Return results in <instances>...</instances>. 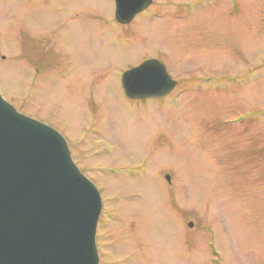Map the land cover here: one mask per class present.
Returning a JSON list of instances; mask_svg holds the SVG:
<instances>
[{
  "label": "rangeland",
  "instance_id": "374dc122",
  "mask_svg": "<svg viewBox=\"0 0 264 264\" xmlns=\"http://www.w3.org/2000/svg\"><path fill=\"white\" fill-rule=\"evenodd\" d=\"M149 5L121 25L114 0H0V93L98 187L99 264H264V0ZM150 57L180 85L123 97ZM83 86L117 102L76 113Z\"/></svg>",
  "mask_w": 264,
  "mask_h": 264
},
{
  "label": "water",
  "instance_id": "95a60500",
  "mask_svg": "<svg viewBox=\"0 0 264 264\" xmlns=\"http://www.w3.org/2000/svg\"><path fill=\"white\" fill-rule=\"evenodd\" d=\"M151 2L115 0L117 21L131 22ZM121 82L133 99L162 97L176 85L156 58L126 70ZM101 209L64 136L0 93V264H98Z\"/></svg>",
  "mask_w": 264,
  "mask_h": 264
},
{
  "label": "flooded vegetation",
  "instance_id": "af4514ba",
  "mask_svg": "<svg viewBox=\"0 0 264 264\" xmlns=\"http://www.w3.org/2000/svg\"><path fill=\"white\" fill-rule=\"evenodd\" d=\"M115 4H116V3H115V0H114V5H115ZM150 7H151V6L149 5L145 10H147V9L150 8ZM115 8H116V7H114V11H113L114 20H115L118 24H121V23L118 22L117 19H116V16H115ZM145 10H144V11H145ZM72 12H73V11H70V12L68 13V16H67L68 18H67V20H70V21L73 20L74 15H72ZM142 12H143V11H142ZM142 12L138 13L137 15H135L134 18H136L137 16H139ZM92 13H93V12H92ZM93 14H94V13H93ZM134 18L131 20L130 23H127V24H121V25H128V24H131V23L133 22ZM100 29L105 30V27L100 28ZM58 55H59V54H58ZM150 58H152V57H150ZM150 58H146L145 60L150 59ZM145 60H142V61H140V62H138V63H136V64H134V65H132V66H130V67H128V68H126L125 70H123V73H124L127 69L132 68V67H134V66L140 64L141 62L145 61ZM66 71H67V68L64 69L63 67H59V74H60V75L67 74ZM123 73H122V74H123ZM122 74L120 75V84H121V80H122ZM88 77L91 78V77H94V76L90 75V76H88ZM103 77H104V76H103ZM79 79H80V76H79ZM88 81H90V83L93 82V81H91V79H88ZM176 81H177V80H176ZM179 85H180V82L177 81V83H176V85H175V87H174L173 90H175V88H177ZM86 88H87L86 86L81 87L82 92H83L84 89H86ZM121 89H122V95H123V97H125V98H127V99H130V100H132V101H135V102H140V101H144V100L153 99V98H147V99H132V98H129L128 96L125 95L122 85H121ZM173 90H172V91H173ZM172 91H171V92H172ZM171 92H170V93H171ZM170 93H169V94H170ZM86 94H87V95H86ZM169 94H168V95H169ZM168 95H166V96H168ZM96 97H97V96H96ZM164 97H165V96H164ZM112 100H113V101H112ZM111 101H112V102H117L115 96H114V97H111V98H110V96H109L108 98H103V97H101V98L98 99V97L95 98V96H88V93H87L86 91H84V92L82 93V95H81L80 93H76V95L73 96V104H75V106L73 105V109H74V111H75L76 113H77V112L83 113L84 111H87L86 113H88V112L91 111V113H93V115H95V113L97 114L99 111H103L104 106L107 105V104H108L109 102H111ZM83 123H84V119H82V120L78 123V125H79V126H83Z\"/></svg>",
  "mask_w": 264,
  "mask_h": 264
}]
</instances>
